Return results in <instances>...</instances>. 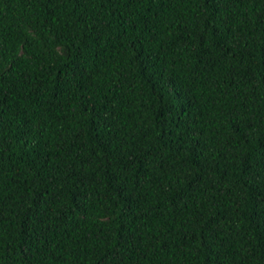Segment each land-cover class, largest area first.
<instances>
[{"label":"trees","instance_id":"trees-1","mask_svg":"<svg viewBox=\"0 0 264 264\" xmlns=\"http://www.w3.org/2000/svg\"><path fill=\"white\" fill-rule=\"evenodd\" d=\"M0 264H264V0H0Z\"/></svg>","mask_w":264,"mask_h":264}]
</instances>
